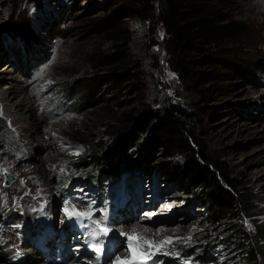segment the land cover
I'll list each match as a JSON object with an SVG mask.
<instances>
[{
	"label": "rangeland",
	"instance_id": "rangeland-1",
	"mask_svg": "<svg viewBox=\"0 0 264 264\" xmlns=\"http://www.w3.org/2000/svg\"><path fill=\"white\" fill-rule=\"evenodd\" d=\"M236 7L234 19L242 22L244 29L224 47L253 53L263 71L254 79L238 72L213 79L220 72L213 69L204 55L194 53L191 69L197 71V78L193 85L182 81L168 67L161 47L160 24L148 18L149 13L144 12L142 6L129 0H0V91L3 85L11 86L14 95L29 97L35 118L41 123L37 132L21 136L18 125L3 111L0 99L3 113L0 115V165L13 177L11 183H6L5 177L0 175V198L7 199V206L2 203L4 211L0 210V238L5 236L0 244L5 245V238L13 236L9 234L13 230L27 234L26 214L33 223L56 219L50 231L41 229L45 243L41 248L36 246L37 255L55 263L56 256L50 247L52 237L60 229L63 233L58 236L68 242L70 229L63 226L70 220L78 225L75 219L64 221L61 216V208L68 201L81 211L91 205L97 210L96 218L100 216L99 210L106 209L109 221L119 226L136 224L141 231L147 228V233L154 236L151 239L156 241L165 236L184 238L191 232L190 241L178 240L169 245L168 250L175 248L180 257L190 258L194 264H242L245 261L238 251L223 248L228 247L224 243L229 242L221 236V230L236 220L210 223L208 216L213 210L201 206L190 190L178 182L173 169L178 158L165 149L160 148L146 166V172H140L136 185L127 193H122L125 179L121 177L108 179L104 186L107 188H100L103 195H97L88 185L83 187L81 179L86 177L77 170L76 159L86 156L97 141H105V126L113 122L120 111L102 105L95 110L71 106L76 97L75 85L82 79L92 84L98 72L90 64L92 48L97 46L107 51L111 45L107 37L101 35L104 22L118 17L124 30L120 33L122 38L117 40L125 44L131 62L138 67V80L143 89L134 94L131 106L146 101L153 110H159L170 104L191 114L196 136L228 164L236 180V190L245 193L253 205V218L237 219L253 236V224L264 227V0H238ZM7 66L10 67L7 69ZM169 73L174 76L170 77ZM77 90L76 95H79L80 90ZM76 149L82 150L78 155L71 154ZM127 155L130 159L139 158L134 151ZM62 167L66 174L60 172ZM125 174L127 172L123 171L122 175ZM21 179L25 181L23 186ZM14 200L18 203L14 204ZM8 213L10 217L6 216ZM145 213L156 214L149 219ZM14 217L19 220L12 221ZM61 220L63 223L59 225ZM109 226L113 228L112 224ZM158 229H164L159 236L155 235ZM114 235L109 233V236ZM208 236L212 240H207ZM237 239L241 241L240 236ZM15 243L10 246L11 251L14 246L21 247L20 241ZM81 243L77 244L85 253L83 258L77 257L88 259L90 248ZM28 244L27 241L24 248H33ZM125 248L126 244L117 245L115 255H127ZM70 251L74 252L72 247ZM201 252H206L203 258L198 255ZM9 259L14 260V264H24L23 257ZM153 260L181 264L173 255L158 254ZM101 263L106 264V259L102 258Z\"/></svg>",
	"mask_w": 264,
	"mask_h": 264
},
{
	"label": "trees",
	"instance_id": "trees-1",
	"mask_svg": "<svg viewBox=\"0 0 264 264\" xmlns=\"http://www.w3.org/2000/svg\"><path fill=\"white\" fill-rule=\"evenodd\" d=\"M129 1L142 6L144 12L149 13L148 18L160 24L163 31L161 47L168 67L182 81L196 83L197 71L191 69L194 53L204 55L213 69L220 72L213 79L229 77L236 72L254 79L263 71L253 53L224 47L244 29V24L234 19L238 0ZM121 25L118 17L106 19L101 35H105L111 45L107 51L97 46L92 48L90 64L98 72L92 84L79 80L73 93L76 96L72 99L73 108L95 110L102 105L120 111L113 122L106 124L105 141H97L86 156L76 159L77 170L86 177L81 179L83 187L88 185L97 195H103L100 188H107L105 182L121 177L125 179L122 193H127L136 185L140 172H146V166L160 148L165 149L169 155L178 158L173 167L178 182L190 190L201 206L213 210L214 213L208 216L210 223L236 220L221 230V236L232 244L224 243L228 247L223 248L244 255L242 264H264V227L253 224L251 236L242 223L237 222L244 217L253 218L254 207L245 193L236 190V180L228 164L196 136L191 114L170 104L159 110H153L146 101L131 106L134 94L143 89L138 80V67L131 62L125 44L117 40L122 38L120 33L124 29ZM209 54L212 56H206ZM77 89L79 95H76ZM132 151L138 160L129 158L127 154ZM133 161L136 162L131 163ZM123 171L127 174L122 175ZM206 239L212 240L209 236ZM203 254L206 252L198 255L203 258Z\"/></svg>",
	"mask_w": 264,
	"mask_h": 264
},
{
	"label": "snow or ice",
	"instance_id": "snow-or-ice-1",
	"mask_svg": "<svg viewBox=\"0 0 264 264\" xmlns=\"http://www.w3.org/2000/svg\"><path fill=\"white\" fill-rule=\"evenodd\" d=\"M169 76H174V74L169 73ZM0 115H3V113L0 112ZM81 150L82 149H76L71 154L78 155ZM60 172L65 173V168L62 167ZM0 175L5 177L6 182L13 179V177L8 174V169L3 165H0ZM24 184L25 181L21 179L20 185L23 186ZM0 199H3V205L7 206L6 197ZM16 203L18 202L14 200V204ZM41 209H43V205H41ZM63 211L67 218L75 219L79 227L84 230L83 235L85 237V244L96 253L94 261L91 262V264H101V257L105 253L106 244L109 245L106 254V264H148L149 261H152L153 264H163L162 261L153 260L158 254L176 256L180 259L181 264H194L190 258L185 259L180 257L179 252L175 248H172L171 251L168 250V246L174 244L178 240H183L185 243L190 241L191 232L184 238L165 236L162 240L156 241L146 237L143 233L137 232L136 229L133 228L130 233L124 231L119 232V237H123L124 239H119L116 236H112L109 239V233L113 232V228L109 226L106 209L99 210L100 216L96 218L97 210L93 209L91 205L88 206L87 210L81 211L77 209L76 205L69 204L68 201H65ZM155 214L156 213H145L144 215L151 219ZM61 223H63V221H61ZM195 230L194 227L193 231ZM144 231L147 232L149 229L145 228ZM163 231L164 229H158L155 235L159 236ZM125 244L127 255L124 257L115 255V247ZM17 256H19V253H17ZM113 256H115V259H112Z\"/></svg>",
	"mask_w": 264,
	"mask_h": 264
},
{
	"label": "bare ground",
	"instance_id": "bare-ground-1",
	"mask_svg": "<svg viewBox=\"0 0 264 264\" xmlns=\"http://www.w3.org/2000/svg\"><path fill=\"white\" fill-rule=\"evenodd\" d=\"M9 67L10 66H7L6 68L8 69ZM1 89L2 90L0 91V99H1V103H2V109L9 116V118L12 119L14 124L18 125L19 132H20L19 134L23 137H28V135L30 133L32 134L34 132H37L38 125H41V123L37 122L38 118H35L34 109H33V106H32V103H31L29 97H26L23 95L19 96V94L17 96L14 95L10 91L11 86L3 85L1 87ZM36 139L40 140V138H38V136ZM36 144L37 143L35 142L32 146L34 147ZM11 182H12V180L9 183H11ZM2 203H3V201H1V199H0V210L4 211L2 208ZM24 213L26 214L25 209H24ZM61 213H62L61 216H63L62 217L63 220L64 221L67 220V217H65L66 215L64 214V211H63V206L61 208ZM45 215H47V214H45ZM6 216L10 217L9 213ZM26 218L28 220H26L25 223L26 222L29 223L28 227H25L28 229V232L26 231L27 234L26 233L24 235L17 234L15 232V230H13L12 232L9 233L13 236L5 238V242H6L5 245L0 244V264H14L15 261L12 259L10 261L9 258L11 256L16 257L17 253H19L20 257H23V259H24L23 263L24 264H28V263L29 264H56V263L48 262V260L46 261L44 257L37 255L38 249H36V246L34 245L38 241H39L40 245H43L45 243L44 232L42 230H46L45 232L50 231L51 225L56 224L55 223L56 219L50 221L49 223H46L44 219H42L41 222L33 223L30 221V215L26 214ZM3 220H4V218H3ZM16 220H19V218L18 217L12 218V221H16ZM61 221L59 222V225H61ZM138 223H140V222H138ZM47 224H49V225H47ZM109 224L110 225L112 224V226H113V233H115L114 236H119L120 231L130 233L132 231V229L135 228L137 232L143 233L146 237H149V238L154 237V236L148 234L147 232L139 230V226L136 224H134V225L129 224L128 226L127 225L119 226V225L114 224V222H111V220L109 221ZM1 235H4V233L2 232ZM5 235H7V233H5ZM4 237L5 236H2L0 238V241H3ZM120 239H122V238H120ZM17 240L21 242V247L20 246H18V247L14 246L13 247L14 250L11 251L9 249V248H11L10 246H12L13 244H16L15 242H17ZM27 241L29 243L28 245L32 244L33 248H31V246H30V249H27V247L24 248V246L27 245ZM72 249L74 250V253H72L70 251V248H68L70 253H67L66 258H69L67 264H91V262L89 260H93L95 258L94 255H91V252H90V256L88 257L89 260L88 259H79L76 256V254H81V253L84 254L85 250L83 248H81L80 246H78V244H75L72 247ZM76 250H78V252H75ZM119 256L124 257V256H126V254L119 255ZM65 260H67V259H65ZM30 262H33V263H30Z\"/></svg>",
	"mask_w": 264,
	"mask_h": 264
},
{
	"label": "water",
	"instance_id": "water-1",
	"mask_svg": "<svg viewBox=\"0 0 264 264\" xmlns=\"http://www.w3.org/2000/svg\"><path fill=\"white\" fill-rule=\"evenodd\" d=\"M3 65H5V64H3ZM12 177V176H11ZM10 182V181H9ZM9 182H6V183H9Z\"/></svg>",
	"mask_w": 264,
	"mask_h": 264
}]
</instances>
